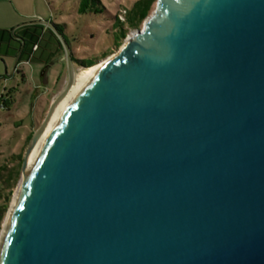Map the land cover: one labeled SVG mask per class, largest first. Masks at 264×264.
<instances>
[{
	"label": "water",
	"instance_id": "1",
	"mask_svg": "<svg viewBox=\"0 0 264 264\" xmlns=\"http://www.w3.org/2000/svg\"><path fill=\"white\" fill-rule=\"evenodd\" d=\"M24 27L64 54L46 117L75 95L15 197L0 264H264V0H157L78 78L41 19L11 30L6 78Z\"/></svg>",
	"mask_w": 264,
	"mask_h": 264
},
{
	"label": "rangeland",
	"instance_id": "2",
	"mask_svg": "<svg viewBox=\"0 0 264 264\" xmlns=\"http://www.w3.org/2000/svg\"><path fill=\"white\" fill-rule=\"evenodd\" d=\"M136 1L100 0L105 10L101 15L78 14L79 0H39L38 9L43 13L41 20L53 25H64V38L76 60L93 58L97 65L112 57L123 46L126 39L118 44L119 47L116 46L111 40L116 35H109V29L114 23L113 17L119 16ZM155 7L156 3L149 16L152 15ZM142 28L143 24L137 29L142 30ZM27 31L35 36L29 41L22 62L18 65L23 75L15 72L14 75L6 78L4 72L10 74L14 60L13 62L8 60L7 65L0 61V168L7 166V170L1 175L6 184L4 189H1L0 185V191L1 198L5 199V203L8 202L5 204L0 199V206L7 207L0 224V238L13 199L37 146L39 133L29 153L28 139L43 123L51 102L62 90L67 79L65 63H60L54 56L56 45L52 35L49 33L44 35L37 29H27ZM133 31L131 30L126 37ZM24 32L19 31L15 36L21 37ZM11 38L16 42L12 35ZM37 48L39 50L36 53ZM61 54L64 59V54ZM82 69L84 68L75 65V72L78 73ZM19 157L21 159H17Z\"/></svg>",
	"mask_w": 264,
	"mask_h": 264
},
{
	"label": "trees",
	"instance_id": "3",
	"mask_svg": "<svg viewBox=\"0 0 264 264\" xmlns=\"http://www.w3.org/2000/svg\"><path fill=\"white\" fill-rule=\"evenodd\" d=\"M157 2V0H137L136 2H134L132 4V6L125 10V15H124V19L123 21H120L118 19V16L113 17L114 23L110 26V34L111 36H114V34L116 36L113 37L112 42L116 43V46L119 47V43L125 39L126 35H128V33L131 30H136L137 28L140 27L141 24H143V22L145 21V19L150 15L151 10L153 5ZM104 8L100 2V0H79V4H78V8H77V12L80 15H87V14H94V15H101L104 12ZM64 25H55V28L57 29V31L63 35H64V29H63ZM27 29H37L40 31L45 30L46 33H49L50 35H52V37L55 39V45L57 47L58 52L63 53L62 48L60 43L58 42L57 38L54 36V34L45 28L42 27H24L21 28L19 30H17L15 32V35L19 32V31H25L22 36V38L25 39V48L22 52V55L20 57L19 60V64H21L22 62V56L29 44V41L32 40V38H34V34L31 32H28ZM11 36V34H10ZM28 38V40H27ZM19 43V42H18ZM21 47V43H19V48ZM18 48V50H19ZM17 50V53H18ZM72 61L75 65H79L83 68H89L92 66H95L96 64V60L91 58V59H83V60H76L73 57L72 54ZM1 102V101H0ZM31 137H29L28 141L30 140ZM17 159H21V157L17 158ZM7 170V166H4L2 168H0V185H1V189H4V185L6 184V182H4L3 177H1L2 173L4 171ZM18 174V172H17ZM0 199L3 200V202L5 203V199H3V197L1 198V191H0ZM7 201H9V199H7ZM8 202H6L5 204H7ZM7 207L6 206H0V224L3 221V217L6 213Z\"/></svg>",
	"mask_w": 264,
	"mask_h": 264
},
{
	"label": "crops",
	"instance_id": "4",
	"mask_svg": "<svg viewBox=\"0 0 264 264\" xmlns=\"http://www.w3.org/2000/svg\"><path fill=\"white\" fill-rule=\"evenodd\" d=\"M38 1L39 0H0V59L2 62H5L6 65L8 60L13 62L19 48L18 41H13L10 36L11 30L18 24L35 21L43 17L42 11L38 9ZM41 33L44 35L47 34L45 30L41 31ZM22 36L23 35H21V37ZM55 49L54 56L60 63H64L63 55L61 52H58L57 47ZM38 50L37 48L36 53ZM15 72L23 75L18 67Z\"/></svg>",
	"mask_w": 264,
	"mask_h": 264
},
{
	"label": "bare ground",
	"instance_id": "5",
	"mask_svg": "<svg viewBox=\"0 0 264 264\" xmlns=\"http://www.w3.org/2000/svg\"><path fill=\"white\" fill-rule=\"evenodd\" d=\"M105 62L106 61H103V62H100L99 64H95V66H92V67H89V68H84V69H82L81 71H79L77 74H76V78H78L80 75H81V73H82V71H84V70H91V69H97V68H102L103 67V65L105 64ZM74 95H75V88L72 86V88H71V90L69 91V93L67 94V96L57 105V107L55 108V111L49 116V117H46V119L44 120V122H43V125H42V129L40 128L39 130H38V132H37V134L39 133V136H38V143H37V146H36V148H35V150H34V153H33V155H32V157L30 158V160H29V163H28V166H27V168H26V170H25V173H24V175H23V178H22V180H21V184H20V186L22 185V183H23V181L25 180V178L28 176V172H29V169H30V166H31V164H32V162H33V160H34V157H35V155H36V153H37V151H38V149H39V147H40V144H41V142H42V140L44 139V137H45V135H46V133L48 132V130L51 128V126L53 125V123L55 122V120H56V118L58 117V115L60 114V112L62 111V109L71 101V99L74 97ZM41 130V131H40ZM40 131V132H39ZM37 134L35 135V137H34V140H35V138H36V136H37ZM33 140V141H34ZM33 143V142H32ZM32 145V144H31ZM31 147V146H30ZM30 149V148H29ZM20 188V187H19ZM18 191H19V189L17 190V193H18ZM17 193H16V195H17ZM16 195H15V197H16ZM15 197H14V199H13V202H14V200H15ZM12 205H13V203H12ZM11 208H12V206H11ZM10 211H11V209H10ZM9 214H10V212H9ZM9 214H8V216H9ZM8 216H7V219H8ZM7 219H6V221H7ZM6 221H5V224H6ZM4 227H5V225H4ZM4 230V229H3Z\"/></svg>",
	"mask_w": 264,
	"mask_h": 264
},
{
	"label": "built area",
	"instance_id": "6",
	"mask_svg": "<svg viewBox=\"0 0 264 264\" xmlns=\"http://www.w3.org/2000/svg\"><path fill=\"white\" fill-rule=\"evenodd\" d=\"M124 15H125V10L121 12V14L118 16V19H119L120 21H123V19H124Z\"/></svg>",
	"mask_w": 264,
	"mask_h": 264
},
{
	"label": "flooded vegetation",
	"instance_id": "7",
	"mask_svg": "<svg viewBox=\"0 0 264 264\" xmlns=\"http://www.w3.org/2000/svg\"><path fill=\"white\" fill-rule=\"evenodd\" d=\"M27 40H28V38H27Z\"/></svg>",
	"mask_w": 264,
	"mask_h": 264
}]
</instances>
